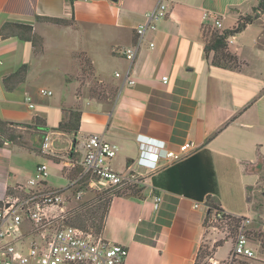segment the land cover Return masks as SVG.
Returning <instances> with one entry per match:
<instances>
[{
	"label": "crops",
	"instance_id": "obj_1",
	"mask_svg": "<svg viewBox=\"0 0 264 264\" xmlns=\"http://www.w3.org/2000/svg\"><path fill=\"white\" fill-rule=\"evenodd\" d=\"M158 1L0 0V30L7 23L27 25L42 39L36 51L29 42L0 34V119L22 126L39 120L46 128L34 136L26 131L29 149L0 146V202L44 164L36 157L32 167L24 168L21 161L27 152L60 164L65 181L72 174L65 167L68 159L80 156L79 150L70 151L74 139L100 135L119 148L109 168L125 174L140 171L136 138L143 135L158 148L176 151L189 143L191 154L207 150L221 210L237 217H258L251 202L259 175L248 167L264 162V50L257 43L264 36V18H255L229 39V51L240 64L235 70L211 66L212 55L207 58L204 47L211 38L207 35L212 20L203 18L208 13L222 24L220 30L231 28L257 0H174L167 16L141 42L130 85L122 50L137 42L136 27L147 21ZM50 19L68 23L54 24ZM22 65L26 72L6 87L4 79ZM84 67L91 69L98 83L115 87V96L101 100L83 90L80 95L76 77ZM42 89L52 95L41 96ZM69 109L80 112L75 135L53 130ZM43 134L51 141L49 154L42 153L41 146L36 152L33 145L42 144ZM164 170L146 177L138 197L111 199L101 233L127 249L128 264L196 263L207 208L203 203L194 208L199 202L164 189ZM66 185L65 181L52 188L45 181L48 189ZM259 191L264 194L262 188ZM154 196L161 197L158 208ZM256 264H264V258Z\"/></svg>",
	"mask_w": 264,
	"mask_h": 264
},
{
	"label": "built area",
	"instance_id": "obj_2",
	"mask_svg": "<svg viewBox=\"0 0 264 264\" xmlns=\"http://www.w3.org/2000/svg\"><path fill=\"white\" fill-rule=\"evenodd\" d=\"M172 2L174 0H159L147 15V21L136 27L137 42L122 50L129 64L125 74L128 84H134L129 80V74L141 42L147 33L155 31L157 22L167 16L168 5ZM210 17L208 39L222 27L214 16L203 14L205 20ZM149 46L153 48L154 44L149 43ZM162 80L166 82L167 77ZM39 94L50 97L52 92L42 89ZM26 102L30 109L34 108L29 97ZM136 140L139 146L136 164L140 171L130 170L120 174L110 169L108 164L116 157L119 148L100 135L74 139L70 151L79 150L80 156L78 160L68 159L65 167L72 171L73 176H66L67 185L64 188L48 189L45 186L49 176L47 165H37L33 177L0 202V264H128V252L124 246L104 239L101 232L65 224L63 205L67 199L65 195L71 191L74 200L79 201L89 191L107 193L144 185L148 175L186 159L192 151L189 143L172 151L156 147L153 139L147 136L139 135ZM50 143L49 136L45 135L41 144L42 153H51ZM160 202L161 197H153L155 208ZM199 206L200 203H194V208ZM232 219L238 220V224L231 227L234 230L232 250L223 262L210 257V264H238L240 260L256 258L248 237L253 227L252 219L217 213L209 218L208 225L211 228L215 224L228 225L227 222ZM262 226L260 232L264 233Z\"/></svg>",
	"mask_w": 264,
	"mask_h": 264
},
{
	"label": "trees",
	"instance_id": "obj_3",
	"mask_svg": "<svg viewBox=\"0 0 264 264\" xmlns=\"http://www.w3.org/2000/svg\"><path fill=\"white\" fill-rule=\"evenodd\" d=\"M74 1V0H70ZM252 11L264 13V0H258L257 6ZM255 18L245 16L239 18L236 24L227 29L215 30L210 40L204 47V54L208 58L211 54V66L220 69H238L240 64L237 57L229 51V39L241 33L248 24H251ZM54 24L65 25L68 22L64 20H47ZM0 34L5 37H16L22 42H29L36 51L42 47V39L33 32V28L27 25L15 23H7L2 26ZM27 70L26 65H22L14 74L4 79V85L9 87V82L13 78H19ZM91 72V69L89 70ZM109 91L115 96V89L109 86ZM231 122V120H230ZM80 112L76 109L64 111V116L58 125L53 129L62 133L75 135L80 128ZM19 127L27 128L26 131L32 132L31 135H37L38 131L45 132V123L36 120L33 126H22L19 124L8 123L0 119V146L5 143L22 149H29L28 143L22 132L18 131ZM30 129V130H28ZM35 151L40 153L41 144H33ZM79 171V170H78ZM166 177L164 189L172 193L181 195L185 198L203 203L206 208V216L203 221V227L208 226L209 218L217 213H224L218 205L216 195L218 193L216 174L212 163V158L207 150H199L191 154L186 159L172 165L164 170ZM73 175L69 174V177ZM114 189L107 192L110 195L105 197L107 193L101 195L96 194L93 198L84 201H77V205L70 211L71 216L66 222L67 225L77 226L84 229H91L99 233L103 229L104 220L108 212V208L113 197L120 196H139L142 188L129 187L122 189ZM102 196V197H101ZM255 202L253 208L261 211L263 203L259 196L254 197ZM94 202V204H92ZM91 205H93L91 207ZM100 212V214H99ZM229 227H235L238 220L232 219L227 222ZM255 234V233H254ZM255 237L259 240L260 246L264 253V233L257 232ZM220 245L216 246L219 247ZM198 257L196 260L197 264Z\"/></svg>",
	"mask_w": 264,
	"mask_h": 264
},
{
	"label": "rangeland",
	"instance_id": "obj_4",
	"mask_svg": "<svg viewBox=\"0 0 264 264\" xmlns=\"http://www.w3.org/2000/svg\"><path fill=\"white\" fill-rule=\"evenodd\" d=\"M257 2H258V0H257ZM256 6H257V3H256ZM263 14L264 13L255 12V11L251 10V12L245 16H251V18L260 17L263 19L264 18ZM245 16H241L240 18H244ZM263 33H264V31H263ZM248 36L249 37H247V40L251 39V36L250 35H248ZM257 43H258V48L264 50V36ZM238 69H240V66ZM89 70L90 69L84 67L82 70V74L79 73V75L76 77V79L79 80L81 83L80 87L78 89V93L81 95V90H83L82 92H84V94H86L89 97H97V99L99 98L101 100L103 98H112V95H111L109 88H108L109 86L107 87L104 84L98 83V80H96L93 77L92 72H90ZM84 82H86L87 84H84ZM114 88L115 87H113V89ZM26 129L25 128H22V129L19 128L18 129V131L25 133V134H23L25 138L28 137V135L26 134ZM26 154H27L26 157H24L23 161H21L24 168L27 169L29 167H32L34 164V158L37 157L38 160L40 161V163H44L48 167L49 176L46 179L48 185L52 188H58L60 186L65 185V181L61 180V177L63 175V168L60 164L55 163L51 160L45 159L44 157L37 155L33 151L27 152ZM78 170H80L79 167L77 168V171ZM248 171L256 172L259 175L260 184L258 186H256L255 189H253L252 196L255 197L257 195L260 197V199L263 203V206L261 209H263V211H264V194L262 193V191H259L261 188L264 190V162L249 166ZM32 177H33V174L29 177L27 176L26 181H28ZM143 186L144 185H135L134 187L135 188L136 187L142 188ZM120 190L124 191L122 189H120ZM72 194L73 193L71 191L65 195L67 198L66 202L63 205L65 208V212H66L65 213V219L66 220H64L65 224L68 221L67 219H69V215L71 216L70 211L73 209V207H75L77 205V201L74 200ZM96 194L101 195L102 192L89 191L80 200L86 201L90 198H93ZM109 195H110V193L109 194L107 193L105 195V197L106 196L108 197ZM107 197H106V199H107ZM254 202H255V200L251 202L252 203L251 204V210L254 211L256 214L258 213V217H256L255 219H252L253 220V227H251V232L248 235V237L251 241V246L255 251L256 258L252 259V260H240L238 264H256L258 262V260H261L262 258H264V256H263L264 253H263L262 248L260 246V242L255 237V234L259 231H262V228H263L262 225L264 222H263V219L261 216L262 210L261 211L254 210V208H253ZM92 204H94V202ZM92 206L93 205H91V207ZM99 214H100V212H99ZM257 224L259 226H257ZM233 233H234L233 228H231L225 224H215L214 228H211L209 225L206 226V228H204V230H203V238H202V242H201L200 251L198 254L197 264H210L209 263L210 257H212V258L214 257L219 262H223L228 257L229 253L232 250V247H233L232 242L234 239ZM218 245H220V246L216 247Z\"/></svg>",
	"mask_w": 264,
	"mask_h": 264
},
{
	"label": "water",
	"instance_id": "obj_5",
	"mask_svg": "<svg viewBox=\"0 0 264 264\" xmlns=\"http://www.w3.org/2000/svg\"><path fill=\"white\" fill-rule=\"evenodd\" d=\"M263 17H264V14H263ZM44 137H45L44 134L40 136V138H39L40 139V143L43 142Z\"/></svg>",
	"mask_w": 264,
	"mask_h": 264
}]
</instances>
